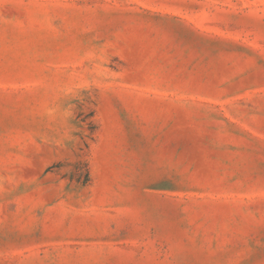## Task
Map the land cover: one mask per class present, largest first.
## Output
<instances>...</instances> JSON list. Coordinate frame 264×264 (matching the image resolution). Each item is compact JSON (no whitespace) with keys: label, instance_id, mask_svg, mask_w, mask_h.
<instances>
[{"label":"rangeland","instance_id":"obj_1","mask_svg":"<svg viewBox=\"0 0 264 264\" xmlns=\"http://www.w3.org/2000/svg\"><path fill=\"white\" fill-rule=\"evenodd\" d=\"M0 264H264V0H0Z\"/></svg>","mask_w":264,"mask_h":264}]
</instances>
